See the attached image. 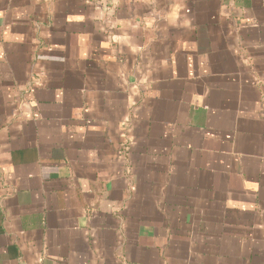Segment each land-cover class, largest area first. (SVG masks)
Returning <instances> with one entry per match:
<instances>
[{"label": "crops", "instance_id": "0c3cea01", "mask_svg": "<svg viewBox=\"0 0 264 264\" xmlns=\"http://www.w3.org/2000/svg\"><path fill=\"white\" fill-rule=\"evenodd\" d=\"M0 264H264V0H0Z\"/></svg>", "mask_w": 264, "mask_h": 264}]
</instances>
